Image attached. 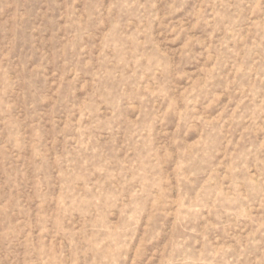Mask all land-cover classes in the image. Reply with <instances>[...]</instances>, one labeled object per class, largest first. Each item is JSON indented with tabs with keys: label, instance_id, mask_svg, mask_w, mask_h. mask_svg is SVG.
Listing matches in <instances>:
<instances>
[{
	"label": "rangeland",
	"instance_id": "1",
	"mask_svg": "<svg viewBox=\"0 0 264 264\" xmlns=\"http://www.w3.org/2000/svg\"><path fill=\"white\" fill-rule=\"evenodd\" d=\"M0 264H264V0H0Z\"/></svg>",
	"mask_w": 264,
	"mask_h": 264
}]
</instances>
